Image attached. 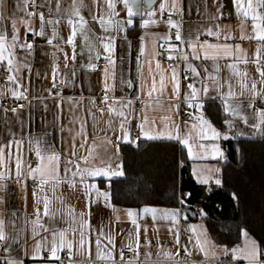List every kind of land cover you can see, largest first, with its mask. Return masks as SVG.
<instances>
[{"label":"crops","instance_id":"crops-1","mask_svg":"<svg viewBox=\"0 0 264 264\" xmlns=\"http://www.w3.org/2000/svg\"><path fill=\"white\" fill-rule=\"evenodd\" d=\"M75 2L77 5L83 3L84 7L80 11L87 21V25L84 29H80L77 23V33L74 38L75 59L73 60V45L67 43L68 37L72 33L69 19L78 21L77 17L71 15L73 0H28L27 7H25V0H4L3 18L0 19V34H6L8 43H12V24L15 22L19 38L16 42L17 47L14 49V61L19 70H14L13 73L16 76V82H8L7 77L3 81L0 80V102L3 99H12L27 103L25 108L15 112L3 110L0 106V147L5 149V164L0 167V172L5 174V179L0 181V185H3L0 187V220L4 222L5 234L8 237L6 258L22 260L23 264H58L62 251L58 253V260L51 258L49 249L52 232L44 230L52 228L56 231L67 230V238L73 241V255L68 264H110L109 261L98 260L96 255L95 240L102 228L106 235H111L114 238L115 249H112V245L108 244L106 239L100 237L102 240L101 249L103 251L113 250L117 264H120V250L128 248L127 245L135 247L136 244V225L131 222L134 218L139 225L140 254L136 258L133 253L130 259L132 264H229L230 260L231 264H247L242 256L238 259H231L230 256L221 254V249L226 246L216 244L211 239L206 226L203 223L189 221L180 207L152 206L160 209H180L178 223L173 224L171 219L165 220L159 215L153 221L150 214L142 213V208H125L114 205L111 182L114 178L125 175L111 178L88 175L81 177L79 174L73 175V173L76 172L75 164H79L82 168L104 166L107 163V155L116 151V144L119 145V158L113 167L123 161L122 146L130 143L116 139L121 136L119 124L122 118L117 115V112L121 110L128 116L125 126L134 141L178 143L175 140L167 139L148 140L140 135L137 124L142 122L145 114L149 118L146 128L152 127L154 121L156 130H164L165 122L162 118L170 116L173 123L180 125L181 134L191 131V135L195 137L199 129H192V125L198 124L196 117L201 114V111L204 118L208 119L218 131L220 130L216 124L224 126V121L228 119L233 121L231 128L226 124L229 131L234 129L235 125H240L242 126L241 132L246 131L248 134L253 132L256 137H264V135L256 134V130L250 126L255 122L254 110L264 107V99L256 97L252 106H248L252 99L249 91L252 83H256L258 92L264 89V83H261L262 77L256 71L257 64L253 62L256 59L257 48H264V45L255 39H240V20L235 14L232 0H151L150 5L146 0H140L136 10L137 14L132 17L133 24L131 26L126 24L127 15L122 0H114L116 4L114 11L118 13V16L111 15L113 10L108 7L107 0H75ZM161 3L166 4L163 12L159 8ZM244 3L246 5L247 0H244ZM30 4H34V9L29 8ZM173 4L176 6L175 9H173ZM218 6L223 15L219 19H213L218 15ZM148 11L155 13L151 19L156 23L142 28V20L148 18ZM258 11L264 14V8H260ZM40 14L44 16V36L38 35L41 30ZM165 14L168 16L167 18L164 17ZM101 16L105 19L111 17L114 21L118 20L124 30L118 31L115 27H110L108 31H104L98 23V19H93V17ZM169 18L180 25L181 36L186 40L196 42L198 38L200 43L208 41L210 43L226 42L233 46L239 44L246 53L248 62L236 63L234 57L220 58L216 62L192 59V49L184 42V52L189 53L190 62L201 73L200 76L194 77L188 69L187 63L180 59H168L169 50L166 59L160 56L162 44L168 42L165 37L174 28L167 23ZM25 21L28 22L27 27H25ZM48 21H52V23H48ZM217 25L221 31L219 40L214 36L207 35L208 30L215 31ZM252 25L253 21L251 17H248L245 21V35H254ZM54 32L55 35H53ZM228 33H231L233 39L225 41L224 35ZM110 38H114L112 53H108L104 49V44ZM49 39L52 40L51 44L48 43ZM26 42L33 45L30 52L26 47H19L20 44ZM142 43L143 54L140 51ZM66 55L67 59H65ZM109 56L114 60V64L109 63L107 59ZM260 57L259 67L264 69V50L261 51ZM101 60H106L108 65L98 68L97 64ZM157 61H159V69H157ZM234 63L241 74L246 73L247 75H236L234 70L228 67ZM54 66H56L55 80H53ZM6 67V61L0 64V70H5ZM173 67L179 74V99H175L171 82ZM105 70H107V76ZM161 71L165 76L166 86L163 92H154L152 96H149L148 92L152 88L153 78L159 88ZM210 77L215 79H210ZM242 80L247 84V89L241 88ZM106 82L109 86L107 92H105ZM129 82H131V86H129ZM202 82L208 85L209 90L207 95L201 93L203 108L197 111L195 108L187 106L184 97L190 92L187 88L188 83H194L197 89H201ZM54 84L55 86H53ZM218 85L222 87H217ZM229 85L235 94L231 97L227 96ZM9 88L23 92L24 96L20 99L13 98L8 91ZM56 88H60L58 93L55 92ZM105 95L108 97L107 101H105ZM224 99L234 106L240 105L241 116L246 115L249 123L245 124L241 116L233 117L230 112L226 113ZM157 100H159V104H157ZM129 101L131 104L128 107H123ZM179 102H183L187 107L189 117L186 120H181L179 109L177 113V109L172 107V105H179ZM98 103H101L103 111L97 109ZM109 106L115 111L110 112ZM82 125L83 136L81 135ZM169 129H171V123ZM108 140H112L113 143H107ZM16 141L21 142L19 153L24 160V175L19 182H17L15 174V159L18 151ZM37 141H39L42 154L45 156L53 151L60 156L59 175L62 180L54 190L49 184L45 185L44 191L41 192L36 187L38 181H34L28 176L29 166L35 168L39 163L35 155ZM82 143L84 144L83 148L80 147ZM200 143L206 146L205 150H201L197 144L194 147V153L201 157L206 155L207 158L190 159L187 149L178 143L183 155L191 163L194 180L199 183L197 176L193 175L194 168L197 172L201 169L219 168L220 172L215 175L222 180L223 159L219 157L213 159L211 156L213 143L218 144L220 149L222 148V136L217 141L203 140ZM73 144H75L76 157L70 155V146ZM89 149L92 150L91 156H89ZM82 156L88 157L87 163L77 159ZM30 160H37V163L29 164ZM69 160L74 163H68ZM66 167L67 171H65ZM31 182H33L32 185ZM213 184H215L214 179L203 185ZM88 185L96 187L91 189V200L95 202L91 204V229L86 231L87 238L91 240L92 244L91 255L86 258L77 251L76 242L79 236L78 234L74 235L71 229L79 228L81 212L85 213L83 219H89L87 215V205L90 202ZM97 189L100 192L108 191L110 193V206H106L103 197L96 198ZM34 191L36 197L33 196ZM44 196L50 200V211L56 212L54 217L43 215ZM36 208L41 211L39 223L43 224L44 228L37 225L36 234H34L33 221L36 219ZM129 209L136 213L132 218L127 215ZM71 210H74L75 223L72 222V218L68 214ZM193 226L196 229L195 232L192 231ZM177 232L179 233V244L175 241ZM198 234L201 240L206 236L210 244L216 246L217 255L215 257L206 258L197 247ZM249 236L251 239H255L250 233ZM0 243L5 246V242ZM37 244L41 246L39 254H36ZM243 244L244 237L241 236L238 245L228 248H235ZM185 249L191 260L188 263H181L179 261L180 253ZM178 250L179 254H177ZM145 253L151 255L146 258ZM165 253L170 256H165ZM128 261L123 260L124 264H127Z\"/></svg>","mask_w":264,"mask_h":264},{"label":"snow or ice","instance_id":"snow-or-ice-1","mask_svg":"<svg viewBox=\"0 0 264 264\" xmlns=\"http://www.w3.org/2000/svg\"><path fill=\"white\" fill-rule=\"evenodd\" d=\"M108 7L112 9V16H118V13H116L115 7L116 4L114 0H107ZM140 0H122L124 9L126 10L127 20L126 24L127 26H131L133 24V19L137 12V8L139 7ZM146 2L150 5L151 0H146ZM232 3L234 5L235 14L237 18L240 20L239 28L241 32L240 39H255L260 43L261 45H264V14H261L258 9L264 8V0H247V3L245 5L244 0H232ZM28 5V0H25V7ZM59 8V5H57ZM84 7L83 3L81 2L79 5L76 4L75 0H73L72 8H71V15L78 18V21H74L72 19H69V24L72 25V33L68 37L67 43L73 45V56L72 59H75V52H74V38L77 33V23L79 24L80 29H84L87 25V21L85 20L84 16L81 15L80 9ZM175 4H173V9H175ZM160 11L163 12L166 8L165 3H161ZM3 11H4V0H0V19L3 18ZM217 13L218 15L214 16L213 19H219L220 16L223 15L222 11L220 10V7H217ZM29 15H32V13H29ZM155 15L154 12L148 11L147 12V19H143L141 23L142 28L148 27L149 24L156 23L155 20L151 19ZM248 17H251V20L253 21L252 25V31L254 35H245L244 29H245V21ZM93 19H98V23L100 24L101 28L104 31H108L110 27H115L118 31L124 30L120 22L118 20L114 21L111 17L105 19V17L101 16L99 18L93 17ZM40 21H41V30L38 33L40 36H44V30H43V21L44 16L43 14H40ZM48 23H52V21H48ZM167 23L171 26L176 28V34H175V40L176 41H182L186 42L187 46L192 49L191 56L192 59H203V60H212L213 62H216L220 58L224 57H234L236 63H247V56L246 53H244V50L241 49L239 44H236L233 46L229 43H210L208 41H204L203 43H200L198 38L196 42H192L190 40H186V38L181 36L180 32V25H178L175 21H173L171 18L168 19ZM28 26V22L25 21V27ZM31 30V29H29ZM55 35V32L53 33ZM207 35L214 36L217 40L221 37V31L219 29V25L216 26V30L213 31L211 29L208 30ZM18 34H17V28L15 22L12 24V35H11V41L12 43H8V37L6 34H0V64L4 63L6 61L7 67L5 71L8 73L7 75V81L8 82H16V76L13 74L14 70L18 71L19 69L15 65L14 56L15 52L14 49L17 47V40H18ZM87 39V37H85ZM114 38H110L107 43L104 44V49L108 53H112L114 51V45L113 40ZM167 41H170L172 39L171 36L165 37ZM233 39V36L231 33L224 35V40H230ZM48 43L51 44L52 40L49 39ZM20 48H27L29 52L32 50L33 45L32 43L26 42L25 44H20ZM264 50V48L258 47L256 51V59L253 61L257 64L256 71L259 72L260 76L262 77L261 83H264V69H261L259 67L260 64V53ZM141 54L144 52L143 43L141 44ZM178 53V54H177ZM67 55L65 56V59H67ZM109 60V63L114 64V60L111 59V56L107 57ZM169 60H175L180 59L187 63L188 69L191 71L194 77L200 76L201 73L197 71V68L190 62L189 60V53L180 51L175 45L169 43ZM229 68L233 69L236 75H244L247 74H241L238 69L235 67L234 64L228 65ZM160 68L159 61H157V69ZM55 71L56 66L53 68V80H55ZM205 71H207L205 69ZM106 76H107V70H105ZM187 79V77H185ZM210 79H215L214 77H210ZM171 82L173 85V92L175 94V99H179V93H180V83H179V74L177 72V69L175 67L172 68L171 71ZM19 86V85H18ZM55 86V84L53 85ZM129 86H131V82H129ZM165 76L163 72H160V81H159V88H157L156 81L153 78V84L152 88L149 90L148 95L152 96L154 92H163L165 88ZM108 84L105 83V92L108 90ZM217 87H222L218 85ZM187 88L190 90L189 93H187L184 97L185 101L187 102V106L189 108H195L197 111L202 110L203 103L201 101V93L203 95H207L208 93V85L202 82V88L197 89L194 83H188ZM241 88L247 89V84L242 80L241 81ZM8 91L11 93V96L15 99H20L24 96L23 92L13 90L11 88L8 89ZM251 93L252 99L249 101L248 106L251 107L253 104V101L256 97H260L261 99H264V89H261L259 92L256 89V83L253 82L251 85V89L249 90ZM243 92L241 93V95ZM235 95L231 91V85H229V91L227 92V96L231 97ZM108 97L105 95V101H107ZM131 104V101L128 102L127 105H123V107H128ZM157 104H159V100H157ZM22 107V106H21ZM147 107V106H146ZM162 107V106H161ZM172 107L179 109V105H172ZM240 105H232L228 102L227 99H224V111L226 113H231L233 117L241 116V113L239 111ZM13 112L16 111L15 108L12 109ZM103 111V110H101ZM109 111H115L111 106H109ZM255 122L251 123V127L256 130V134L264 135V107L260 109H255ZM117 115L121 117V121L119 124L121 136L117 137V140H123L125 142L129 143H135L134 140L131 139V135L129 130L126 128V121L128 120V116L125 114L123 110L117 112ZM245 124L249 123L248 117L241 116ZM164 123V130H156L155 129V122H152V127L146 128V125L149 124V118L145 114L143 115L142 122L137 124V127L139 129V134L144 136L148 140H175L180 145H182L184 148L187 149V155L190 159H196V158H207V156H198L196 153H194V147L198 144L199 148L201 150H205L206 146L203 143H200V141L203 140H212L217 141L220 139V137L223 135L224 139H228L227 133H221L218 131L215 127H213L212 123L204 118V115L201 111V114L196 117L198 120V124L194 123L192 125V129H199L197 131V134L195 137L191 135V131L181 134L180 132V125L175 124L171 121L170 116H164L163 118ZM171 123V129H169V124ZM225 124H228L231 128L233 126V121L226 119L224 121ZM81 135L83 136V125L81 126ZM139 138V137H137ZM86 139V137H85ZM17 144V156L15 159V174L17 177V182H19L20 178L24 175L23 172V165L24 160L22 155L19 153V147L20 143L19 141L15 142ZM31 143V142H30ZM107 143L111 144L113 143L112 140H108ZM80 147L83 148L84 144H80ZM116 151L110 155H107V163L104 164L102 167H80L79 164H75L76 172L73 173V175L79 174L81 177L84 175L88 176H104V177H114V176H124L125 172L123 170V163L122 161L118 164H115L113 167V164L115 161L119 158V145H115ZM89 156L92 155V150L89 149ZM107 151V149H105ZM35 155L39 161V163L36 165L35 168H32L29 166V172L28 176L32 178L34 181H38L36 184V187L40 189L41 192L44 191L45 185H51L53 190L61 183L62 178L59 175V161L60 156L56 152H51L49 155L45 156L42 154V149L40 147L39 141L36 142L35 146ZM70 155L72 157H76V149L75 144L70 146ZM211 156L213 159L219 157L224 158V153L220 149L219 145L216 143H213L211 145ZM77 159L84 160L85 163L88 161V157H77ZM68 163H74L72 160H69ZM183 162L181 161V164ZM5 164V149L4 147H0V167L4 166ZM102 164H103V158H102ZM65 171H67V167L65 168ZM219 168H212V169H201L199 172L194 168L193 169V175L197 176L198 182L201 184H208L210 180L214 179V183L216 185H221L222 180L217 177L215 174L219 173ZM207 173V174H206ZM5 179V174L3 172H0V181ZM0 187H3V185H0ZM95 185H88L87 191L90 198V202L87 205L89 219H83L85 213L81 212L79 215L81 217L79 222V228H72L71 231L73 234H78L79 239L76 242L77 245V251L80 253V255L85 256L86 258L91 255V240L87 238V231L91 229L90 224V216H91V204L94 203V200H91V189H95ZM185 195H191L190 193H187ZM33 196L36 197V192H33ZM100 197H103L106 206H110V193L108 191L100 192L98 189L96 190V198L99 199ZM59 199V197H57ZM232 198L234 200H237L238 197L236 193H232ZM181 204L184 203V197L181 196L180 201ZM39 203V201H37ZM50 200L47 196L43 197V215L44 216H55L56 212L50 211ZM58 211V210H57ZM142 213L147 215L150 214L153 221H155L158 217L162 219H171L173 224L178 223V218L180 216V209H160L157 207L152 206H144L142 208ZM74 210H71L68 214L72 218V222H76V217L73 215ZM36 219L33 221V233L36 234V226L38 225L41 228H44V225L39 223L41 218V211L39 208H36L35 210ZM127 215L132 218L136 215V213L129 209L127 211ZM132 224L136 225V244L135 247L132 245H127V247L132 250L135 253V257H139V247H140V236H139V225L137 224L136 219L131 220ZM45 231H51L52 232V241L50 246V256L53 259H59L58 253L63 251L64 249H67L69 258L73 255V241L71 239H68L66 236V231L64 229H61L59 231H56L52 228H45ZM192 231L195 232L196 229L193 226ZM145 232H147V229H145ZM239 233L241 236L244 237V244L242 246H237L235 248H228L224 247L221 249V254L225 256H230L231 259H238L239 257H243L247 264H264L261 260L262 251L260 246L258 245L257 241L255 239H251L249 236V231L246 228L241 227L239 229ZM100 237H103L108 241V244L112 245V249H115V242L114 238L111 235H106L101 228L99 230V235L95 240V246H96V255L98 260H106L109 261L110 264H117L115 255L113 253V250L103 251L101 249V243L102 240ZM7 240L8 237L5 234L4 230V222L0 220V242H5V248L4 250L8 251L7 246ZM175 241L177 244L180 243L179 239V233L177 232L175 235ZM150 243V241H149ZM197 247L200 249V251L204 254L206 258L208 257H215L217 255L216 252V246L211 245L210 242L207 240L206 236L203 240L200 239V235H197L196 240ZM40 244H37L36 246V254H39ZM107 247V245H105ZM186 251V249H185ZM179 254V250L177 252ZM150 253H145L146 258L150 256ZM120 256V264H124L123 257H124V251L123 249L119 252ZM165 256H170V254L165 253ZM5 264H23L22 260H14V259H7L5 261ZM127 264H132V261H128ZM229 264H231V260L229 261Z\"/></svg>","mask_w":264,"mask_h":264},{"label":"trees","instance_id":"trees-1","mask_svg":"<svg viewBox=\"0 0 264 264\" xmlns=\"http://www.w3.org/2000/svg\"><path fill=\"white\" fill-rule=\"evenodd\" d=\"M216 126L228 135L221 143L222 185L197 183L178 143L137 140L122 146L125 176L112 180V202L135 209L180 207L189 221L203 223L211 239L226 247L238 245L239 229L246 228L264 260V137L250 132L251 138L238 139L233 134L242 126L230 131L226 124Z\"/></svg>","mask_w":264,"mask_h":264},{"label":"built area","instance_id":"built-area-1","mask_svg":"<svg viewBox=\"0 0 264 264\" xmlns=\"http://www.w3.org/2000/svg\"><path fill=\"white\" fill-rule=\"evenodd\" d=\"M30 9H34V4H30L29 5ZM165 18H167L168 16L165 14L164 15ZM175 34H176V28H172L169 31L168 36H171L172 39L168 42H171L173 44H176L177 48L184 52V42L182 41H176L175 40ZM168 42L162 44L161 49H160V56L163 59H166L167 54H168V50H169V44ZM108 65V62L106 60H101L98 64L97 67L98 68H103L106 67ZM190 76V75H187ZM7 77V73L5 70H0V80L3 81L5 80V78ZM60 91V88H56L55 92L58 93ZM0 106L3 110H7V111H12L13 108L16 109V111L25 108L27 106V103L25 102H19V101H15L12 99H3L0 102ZM22 106V107H21ZM97 109L101 110L102 109V105L101 103L97 104ZM179 111H180V117L181 120H186L188 119V114H187V107L185 106V104L183 102H179ZM37 160H30L29 164H36ZM33 184V182H31V185ZM183 234V233H182ZM5 246L3 244L0 243V264H5V261L7 260L6 258V251L4 250ZM124 257L123 260L124 261H128L131 259V257L133 256V251L130 250L129 248H125L124 250ZM190 255L188 254V252L186 251H181L180 253V259L179 261L181 263H188L190 262ZM68 262H70V258L68 256V251L67 250H63L62 254H61V258L58 262V264H68Z\"/></svg>","mask_w":264,"mask_h":264},{"label":"rangeland","instance_id":"rangeland-1","mask_svg":"<svg viewBox=\"0 0 264 264\" xmlns=\"http://www.w3.org/2000/svg\"><path fill=\"white\" fill-rule=\"evenodd\" d=\"M235 138L238 139H247V138H251L252 136H250L248 133H246V131L241 132L240 130H237L235 134H233Z\"/></svg>","mask_w":264,"mask_h":264}]
</instances>
